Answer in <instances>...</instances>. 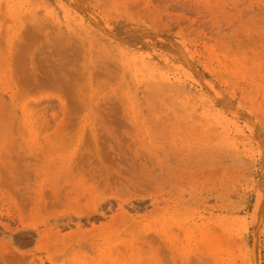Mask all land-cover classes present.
<instances>
[{"label": "rangeland", "instance_id": "rangeland-1", "mask_svg": "<svg viewBox=\"0 0 264 264\" xmlns=\"http://www.w3.org/2000/svg\"><path fill=\"white\" fill-rule=\"evenodd\" d=\"M0 264H264V0H0Z\"/></svg>", "mask_w": 264, "mask_h": 264}, {"label": "bare ground", "instance_id": "bare-ground-1", "mask_svg": "<svg viewBox=\"0 0 264 264\" xmlns=\"http://www.w3.org/2000/svg\"><path fill=\"white\" fill-rule=\"evenodd\" d=\"M47 13H49L50 15L53 13V12H47ZM53 15V14H52ZM94 41H92V42H88V45L86 44V43H80V46L78 47V49H79V51H81V52H83V53H86V54H88V55H90L91 54V52L93 51V49L91 48V46H93L92 45V43H93ZM62 45H69L68 43H66V44H62ZM62 45H57L56 47H55V51L56 50H60L59 52L61 53V52H63V50H64V46H62ZM100 47V46H99ZM100 49L101 48H98V51H100ZM102 49L103 50H101V51H105V48H103V46H102ZM77 50V49H76ZM56 52H58V51H56ZM59 52H58V55H59ZM77 53H78V50H77ZM76 53V54H77ZM98 54V53H97ZM94 61V60H93ZM110 62V61H109ZM111 62H113V61H111ZM88 63V62H87ZM93 63V62H92ZM99 64H101V63H99ZM98 63H97V65H99ZM109 64V63H108ZM107 63L106 64H102L101 66H100V68H101V71H100V73H115V72H111V70H109V66H107L108 65ZM109 65H111V64H109ZM113 65V64H112ZM91 66H92V64H91ZM53 68H56L57 69V72L56 71H53ZM53 68H51V69H47V70H43V72L42 73H52V76H56V77H54V78H56V80L62 85V86H64V87H66L67 85H68V83L70 82L69 81V77H68V75L66 74V73H70L71 72V69L70 68H68V69H66V67L65 68H63V67H61V66H55V67H53ZM72 68H74V67H72ZM88 68V66L87 65H85V71H87V73H91V72H89L90 70H88L87 69ZM93 68H95V67H93ZM66 69V70H65ZM87 69V70H86ZM53 73H59V75H54ZM77 74V73H76ZM205 84V83H204ZM209 85V84H208Z\"/></svg>", "mask_w": 264, "mask_h": 264}]
</instances>
